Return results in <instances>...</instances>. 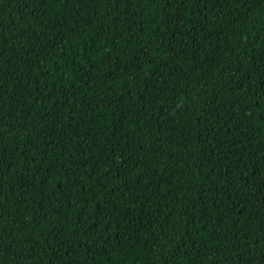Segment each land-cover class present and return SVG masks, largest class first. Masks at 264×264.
I'll return each instance as SVG.
<instances>
[{
  "label": "trees",
  "instance_id": "1",
  "mask_svg": "<svg viewBox=\"0 0 264 264\" xmlns=\"http://www.w3.org/2000/svg\"><path fill=\"white\" fill-rule=\"evenodd\" d=\"M0 264H264V0H0Z\"/></svg>",
  "mask_w": 264,
  "mask_h": 264
}]
</instances>
